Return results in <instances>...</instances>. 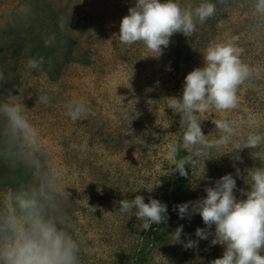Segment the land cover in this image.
<instances>
[{
    "label": "rangeland",
    "instance_id": "rangeland-1",
    "mask_svg": "<svg viewBox=\"0 0 264 264\" xmlns=\"http://www.w3.org/2000/svg\"><path fill=\"white\" fill-rule=\"evenodd\" d=\"M177 2L195 8L202 0ZM212 2L216 14L197 22L192 37L174 34L163 55L153 58L142 42L126 45L119 40L121 18L135 0H0V72L7 81L0 86V103L10 89L23 97L25 115L39 132V159L59 174L73 235L83 241L80 264H133L134 252L149 230H141L143 221L135 210L121 213L118 202L136 195L145 203L149 196L165 203L169 216L166 224L158 225L159 238L147 250L144 264H211L222 256L223 246L212 242L214 226L207 239H198L195 230L205 228L200 215L181 219L174 206L205 197V187L228 173L236 179L234 195L245 199L252 184L247 170L264 167V145L239 151L233 146L251 132L264 134V18L255 14V0ZM34 7L40 12L32 23L37 32L43 22L52 37L60 30L73 40L71 61L64 59L69 49L54 47L56 42L50 59L11 46ZM50 9L58 14L51 15ZM221 41L241 49L240 58L253 74L238 89V107L199 114L201 128L209 140L218 139L222 133L215 121L224 118L237 135L229 145L209 149L194 167L189 165L188 176L178 186L169 146L181 144L183 129L179 114L168 108V98L182 95L186 74L202 67L206 48ZM41 58L48 72L43 62L39 69L29 67L30 60ZM41 96L49 102L41 103ZM74 99H82L89 109L77 121L67 115ZM11 177L0 168V203L8 201L11 190L4 187ZM151 187L153 191H147ZM180 225L181 240H198V246L174 243L171 233Z\"/></svg>",
    "mask_w": 264,
    "mask_h": 264
},
{
    "label": "clouds",
    "instance_id": "clouds-1",
    "mask_svg": "<svg viewBox=\"0 0 264 264\" xmlns=\"http://www.w3.org/2000/svg\"><path fill=\"white\" fill-rule=\"evenodd\" d=\"M216 11L212 0H202L195 8L181 7L177 0H135L128 14L121 18L119 40L126 45L142 42L154 53L151 57L159 58L174 34L192 37L197 22L203 24ZM254 11L264 18V0H255ZM63 26L61 18V30ZM54 42L53 36L45 40V45ZM240 56L241 49L232 41L211 43L202 55L203 66L194 68L184 77L182 95L168 98V108L180 116L179 125L183 129L180 147L186 153L177 159L180 147L169 146L175 166L171 172L187 176L189 165L194 167L209 149H221L233 142L237 132L232 122L224 118L216 120L215 127L222 135L209 140L202 132L199 114L213 108L227 112L238 107V89L253 74V69ZM42 62V58L32 59L29 67L39 69ZM6 83L0 72V86ZM5 96L6 101L0 103L3 121L0 154L6 158L19 155L30 180L22 189L10 192L7 203H0V264H80L83 241L73 235L74 225L60 196L59 174L52 164L45 166L39 159V132L25 115L22 95H13L10 89ZM39 100L49 102L47 96ZM88 114L89 109L82 99L69 102L67 115L73 121ZM261 145H264V134L251 132L243 143L233 146L239 151ZM247 176L252 184L245 199L234 195L236 179L228 173L216 180L214 186L205 187V197L174 206L181 219L200 215L205 228L195 230L198 239H207L208 230L214 226L212 242L222 245L224 251L211 264H264V167L247 170ZM147 191H153V187ZM118 203L121 213L135 210V217L143 221L141 230L145 232L153 224H166L169 219L167 205L151 196L147 203L142 195ZM182 233L183 225L171 233L174 243H183L185 248L198 246V240L182 241Z\"/></svg>",
    "mask_w": 264,
    "mask_h": 264
},
{
    "label": "trees",
    "instance_id": "trees-1",
    "mask_svg": "<svg viewBox=\"0 0 264 264\" xmlns=\"http://www.w3.org/2000/svg\"><path fill=\"white\" fill-rule=\"evenodd\" d=\"M50 14H58L55 11L49 10ZM33 14H30L28 16V19L25 20V22L20 26V28H24L25 30H20L19 34H14L15 38L14 41L11 42V46L13 48H22L26 47L31 51V56L35 58H40V57H47L51 58V52L53 51L52 44L50 46L45 45V39H44V33H46L49 38L52 36L50 34H53V32H45V27L43 26V22H41L39 25L40 31H36V27L34 24V18L38 16L39 9L34 7L33 9ZM50 21H54L55 17L51 16ZM24 26V27H23ZM27 28V29H26ZM42 31V33H41ZM23 35V36H22ZM55 44L54 47H62L63 49L65 48L68 51H65V56L64 59L65 61H71L70 58V50H72L73 47V40H71L68 36H66L63 32L55 31ZM21 38V39H20ZM47 38V39H49ZM43 65L46 66L47 63L43 62ZM44 71H47V66L44 67ZM181 145V144H180ZM180 145L178 147H180ZM185 152L180 147V151L178 156L176 157L177 159L182 158L185 156ZM0 168L3 169L4 171H7L9 174L12 175V177L9 179L8 182H6L5 187L8 190L12 191H17L22 189L30 180V175L28 171L25 168L24 163L14 157H8L6 158L3 154H0ZM186 171L189 174V170L186 169ZM188 176V175H187ZM187 176H180L179 173L174 172L173 174V181L175 184L178 186L182 184V182L186 179ZM175 195V194H173ZM158 232H159V227L158 225L153 224L151 228L148 231V234H146L145 238L142 239L141 244L137 248V250L134 252L133 256V264H144V258L147 253V250L154 245L155 241L159 238L158 237Z\"/></svg>",
    "mask_w": 264,
    "mask_h": 264
}]
</instances>
